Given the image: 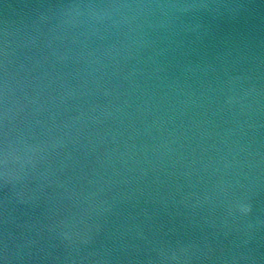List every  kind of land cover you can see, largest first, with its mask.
<instances>
[{"label": "water", "instance_id": "95a60500", "mask_svg": "<svg viewBox=\"0 0 264 264\" xmlns=\"http://www.w3.org/2000/svg\"><path fill=\"white\" fill-rule=\"evenodd\" d=\"M0 264H264V0H0Z\"/></svg>", "mask_w": 264, "mask_h": 264}]
</instances>
